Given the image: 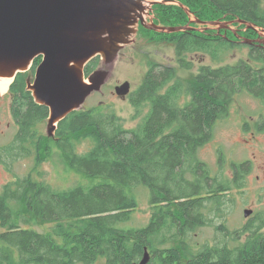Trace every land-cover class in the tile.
I'll return each instance as SVG.
<instances>
[{
    "label": "trees",
    "instance_id": "16d2710c",
    "mask_svg": "<svg viewBox=\"0 0 264 264\" xmlns=\"http://www.w3.org/2000/svg\"><path fill=\"white\" fill-rule=\"evenodd\" d=\"M171 1L178 5H161L165 15L152 7L160 22L188 19L186 8L200 21L238 20L254 29L236 23L237 35L224 30L157 34L141 27L150 42L173 45L182 69H191L186 59L191 54L208 56L218 66H200L192 79L181 80L174 68L153 65L130 96L134 117H141L132 129L101 105L69 113L47 138L40 127L49 118L48 107L35 101L29 74L15 75L6 96L17 131L0 147V165L8 169L33 158V168L1 189L0 264H93L100 258L105 264H134L145 249L148 264H264V212L233 231L217 227L222 241L212 246L194 250L187 242L197 227L209 225L205 213L224 217L232 191L248 173L249 162H244L231 164V177L221 172L211 176L197 152L212 139V123L228 114L236 94L245 92L264 105V44L235 40L239 34L242 40H264L258 36L264 31V0ZM240 47L248 49L247 58L225 63ZM40 60H33L31 73ZM98 64L99 56L91 59L84 77ZM248 128L246 123L244 131ZM252 128L264 133V116ZM76 140L92 146L77 154ZM54 152L65 168L83 175L90 185L58 190L45 183L37 168ZM140 185L152 193L149 223L139 229L119 228L137 208L129 192ZM36 222L53 226L46 232L27 228Z\"/></svg>",
    "mask_w": 264,
    "mask_h": 264
},
{
    "label": "rangeland",
    "instance_id": "374dc122",
    "mask_svg": "<svg viewBox=\"0 0 264 264\" xmlns=\"http://www.w3.org/2000/svg\"><path fill=\"white\" fill-rule=\"evenodd\" d=\"M134 1L136 4H146L148 2L149 8L146 17L143 18L145 22L153 18L152 6L163 14L166 9L160 8L162 7L161 5L177 6V4H169L170 2H175L171 0ZM151 3L154 4L151 6ZM127 6L130 11H127V14L121 13L128 18H120L116 21V26L121 27L117 35L111 37L107 31H101L97 35V39L102 41V51L97 55L99 56V64L89 78L82 77L84 84L90 86L92 84L93 87L92 89L90 88L84 99L74 106V110H85L102 105L113 111L124 121V128L132 129L137 125L141 117H134L135 111L129 97H118L114 91L115 87L128 82L130 92H135L141 86L147 66L150 63L172 66L175 69L176 76L181 80L192 79L200 66H211L214 68L218 64L212 63L208 56L191 54L186 58L192 64L191 69L182 71L178 67L173 45L158 40L150 42L148 40L149 36L139 28L138 19L133 20L131 18L135 13H140L139 9L130 4ZM188 14L191 13L189 12ZM195 20L190 16L188 19L186 17V20H181L176 24L168 23L166 20H162L160 23L165 27H190L191 22L197 23ZM219 22L227 23L223 22V20ZM180 23L185 24L177 25ZM229 26L237 35L239 28L235 24ZM194 27L197 26L194 25ZM209 27L212 28L211 26ZM213 28L216 29V32L223 30L221 28L217 30V26H213ZM223 35L225 36V33ZM235 38L236 41L241 42L244 37L239 34ZM260 39H263V37ZM247 53L248 49L246 47L234 49L228 55L229 58L225 63L235 64L241 59L245 60ZM32 63L24 71L31 76V88L35 78V71L33 73L30 72ZM5 92L0 95V147L9 144L17 131V127L10 116V98L6 96L7 93L5 94ZM260 115L264 116V105L260 101L245 92L236 94L232 99L228 114L217 121L212 139L197 152L199 161L207 165L211 176L221 172L231 177L232 163L249 162V169L241 182V186L232 191V203H228L227 210L222 215L224 217L221 219V217L215 215L217 212L212 211L211 214L207 212L204 217L210 219L209 225L199 226L190 234L187 242L194 250H199L205 245L212 246L214 243L222 241L219 232L216 230L217 227L223 225L229 231H233L252 221L255 214L264 212V134L257 133L252 128V125ZM247 122L249 128L248 131H244L242 126ZM55 125H57V122L50 121L48 118L41 125L40 131L45 137L50 138L53 136L54 131H52V128ZM76 141L75 152L77 154L86 153L92 146L91 142L87 140ZM7 167L8 169L4 165H0V192L2 187L14 178H22L32 171L33 158L18 160L12 163V166L8 165ZM37 172L41 173V179L53 189L67 190L76 185H90L89 180L83 175L65 168L55 152L51 159L43 162L37 168ZM32 176L38 180L37 173L33 172ZM129 195L135 199L137 208L132 212L130 220L118 225V227L125 230L145 227L151 218L152 209L150 202L152 193L148 187L140 185L133 187ZM245 209L252 211V215L248 218L243 217ZM52 226V223L36 222L32 224V227L27 228L35 229L38 232H46ZM1 231L3 230L0 227ZM93 264H105V260L100 258Z\"/></svg>",
    "mask_w": 264,
    "mask_h": 264
},
{
    "label": "water",
    "instance_id": "95a60500",
    "mask_svg": "<svg viewBox=\"0 0 264 264\" xmlns=\"http://www.w3.org/2000/svg\"><path fill=\"white\" fill-rule=\"evenodd\" d=\"M128 4L137 8L134 0H0V76L3 73L14 79L41 56L30 90L37 103L48 107L50 121L58 123L75 111L74 106L92 89L93 85L84 84L82 77L87 62L102 51V41L97 35L101 31H107L111 37L117 35L121 27L116 26V21L128 18L124 16L130 11ZM137 19L144 29L160 33L195 30L188 26L144 25L141 16ZM196 22L217 26V30H232L229 25L236 23L254 29L251 24L238 20ZM258 36L264 37V31L258 32ZM241 42L264 44V40ZM114 91L118 97L125 98L130 95V85L125 82ZM55 128L56 125L52 131ZM251 215V210L243 211L244 218ZM149 260V252L145 249L141 260L134 264H148Z\"/></svg>",
    "mask_w": 264,
    "mask_h": 264
},
{
    "label": "flooded vegetation",
    "instance_id": "af4514ba",
    "mask_svg": "<svg viewBox=\"0 0 264 264\" xmlns=\"http://www.w3.org/2000/svg\"><path fill=\"white\" fill-rule=\"evenodd\" d=\"M153 7V6H152ZM185 10H188V9H186V8H184V11ZM152 14H153V18L152 19H150L149 21H144V25H155V26H158V27H165V26H163V25H161V23H160V20H159V18L157 17V16H155L154 15V13H153V10H152ZM187 14V13H186ZM188 16L190 17V16H192L193 17V15L192 14H188ZM194 18V17H193ZM194 19H196V18H194ZM197 20V19H196ZM208 20H202V22H206V23H208L207 22ZM232 21V20H231ZM196 22V21H195ZM223 22H230V21H223ZM194 25H196L197 27H194ZM208 26V28L206 29V27ZM210 25H202V24H200V23H192L191 22V24H190V27H192V28H194L195 30H192V31H190V32H203V33H205L207 30H209V34H216V29H214L213 28V26H211L212 28H210L209 27ZM142 26H141V24H139V28H141ZM143 28V27H142ZM210 28V29H209ZM231 28V27H230ZM148 31H150L151 33L153 32V33H157V34H167V33H160V32H155V31H152V30H148ZM230 31H233V30H230ZM184 32V31H183ZM234 32V31H233ZM153 65H159V66H162V67H171V68H173L172 66H165V65H161V64H156V63H151V64H148V66H147V71H146V74H147V72L150 70V68L153 66ZM178 67L182 70V71H186V69H182L179 65H178ZM175 70V69H174ZM190 70V69H189ZM198 73V72H197ZM197 73H196V75H197ZM145 74V75H146ZM178 77V76H177ZM179 78V77H178ZM144 80V79H143ZM11 84V83H10ZM9 84V85H10ZM9 87V86H8ZM138 89V88H137ZM137 89H136V91H137ZM7 90H8V88H7ZM7 90H6V92H5V94L7 93ZM162 92H164V89H163V91ZM134 92H130V95H128V97H129V100H130V96H131V94H133ZM217 121L218 120H214V122L212 123V129L214 130V128H215V125H216V123H217ZM257 121V120H256ZM248 123V122H247ZM246 124V123H245ZM245 124H243V126H242V128H244V126H245ZM244 130V129H243ZM254 130V129H253ZM262 134H264L263 132H262Z\"/></svg>",
    "mask_w": 264,
    "mask_h": 264
},
{
    "label": "bare ground",
    "instance_id": "6f19581e",
    "mask_svg": "<svg viewBox=\"0 0 264 264\" xmlns=\"http://www.w3.org/2000/svg\"><path fill=\"white\" fill-rule=\"evenodd\" d=\"M137 8L139 9V14L135 13L133 17H131L133 20H135L138 15L141 16L142 18L146 17L147 10H148V2L146 4L144 3H137ZM76 67V66H74ZM13 76H7L3 75V73L0 76V95H3V92H5L9 86V84L12 82Z\"/></svg>",
    "mask_w": 264,
    "mask_h": 264
}]
</instances>
